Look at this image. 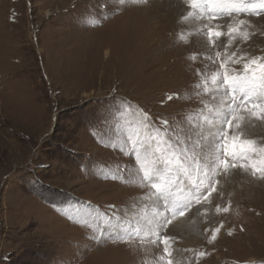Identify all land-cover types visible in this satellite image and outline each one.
<instances>
[{
	"label": "rangeland",
	"instance_id": "374dc122",
	"mask_svg": "<svg viewBox=\"0 0 264 264\" xmlns=\"http://www.w3.org/2000/svg\"><path fill=\"white\" fill-rule=\"evenodd\" d=\"M0 126V264H264V0H0Z\"/></svg>",
	"mask_w": 264,
	"mask_h": 264
},
{
	"label": "crops",
	"instance_id": "0c3cea01",
	"mask_svg": "<svg viewBox=\"0 0 264 264\" xmlns=\"http://www.w3.org/2000/svg\"><path fill=\"white\" fill-rule=\"evenodd\" d=\"M2 91H4V89H2L1 90V93H2ZM3 100H4V104H5V106L6 107H8V103H10V102H15V104L17 103H19V101H21L22 100V98H19V97H17L16 95H15V89H9L7 92H3ZM23 110H25V109H23V107L22 108H16L15 109V112H21V113H23ZM27 111H28V113H30V114H28V115H22V114H20V115H16V117L13 119V121L15 120V122L17 123V121L19 122V123H17V124H19V125H25V124H27V123H30L29 122V120H30V118L29 117H31V116H36V118L35 117H32V118H35V119H37V118H39V117H41L40 118V120H42L43 119V117H44V114H46V112L44 111V107L41 105V104H39L37 107H34V106H30L28 109H27ZM45 118V117H44ZM38 120V119H37ZM31 122H35V121H31ZM1 127V126H0ZM17 128V127H16ZM13 132H16L14 129H13ZM16 134H17V136L18 137H20L21 136V138L23 139V137L26 139V137L27 138H29L28 136H25L24 134H22V133H19V132H16ZM0 136H2V133L0 132ZM28 140H30V139H28ZM21 143H18L17 145H20ZM14 147V148H13ZM12 151H11V153H18V154H20L21 156H23V159H22V161H24L26 158H27V154H28V148L26 147V146H24V147H16V146H12ZM30 161V160H29ZM29 161L27 162V163H25V164H23V166L24 167H26L27 165H28V163H29ZM23 167V168H24ZM19 169H21V168H19ZM13 186V185H12ZM14 186H16V187H14V188H17V191H16V193H15V189L13 190L14 192H13V195H16L17 197H19V198H21L22 197V195H20V194H23V191L21 190V189H19V187L17 186V185H14ZM24 195V194H23ZM25 196V195H24ZM29 197H32V198H34V196H29ZM25 198H27V197H25Z\"/></svg>",
	"mask_w": 264,
	"mask_h": 264
},
{
	"label": "bare ground",
	"instance_id": "6f19581e",
	"mask_svg": "<svg viewBox=\"0 0 264 264\" xmlns=\"http://www.w3.org/2000/svg\"><path fill=\"white\" fill-rule=\"evenodd\" d=\"M109 51H106V56H108ZM143 67V66H142ZM144 70V69H143ZM178 223V222H177ZM254 259H250V261H253Z\"/></svg>",
	"mask_w": 264,
	"mask_h": 264
}]
</instances>
